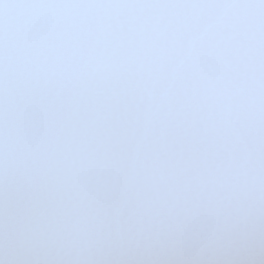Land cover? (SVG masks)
<instances>
[{"label": "snow or ice", "instance_id": "1", "mask_svg": "<svg viewBox=\"0 0 264 264\" xmlns=\"http://www.w3.org/2000/svg\"><path fill=\"white\" fill-rule=\"evenodd\" d=\"M0 264H264V0H0Z\"/></svg>", "mask_w": 264, "mask_h": 264}]
</instances>
